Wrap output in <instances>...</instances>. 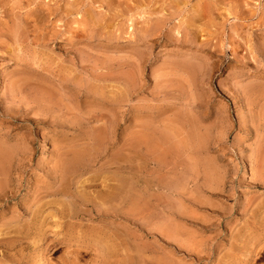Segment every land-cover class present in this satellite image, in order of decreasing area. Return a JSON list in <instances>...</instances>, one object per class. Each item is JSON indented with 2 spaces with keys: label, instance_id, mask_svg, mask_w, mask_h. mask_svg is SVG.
Wrapping results in <instances>:
<instances>
[{
  "label": "rangeland",
  "instance_id": "obj_1",
  "mask_svg": "<svg viewBox=\"0 0 264 264\" xmlns=\"http://www.w3.org/2000/svg\"><path fill=\"white\" fill-rule=\"evenodd\" d=\"M0 264H264V0H0Z\"/></svg>",
  "mask_w": 264,
  "mask_h": 264
},
{
  "label": "bare ground",
  "instance_id": "obj_2",
  "mask_svg": "<svg viewBox=\"0 0 264 264\" xmlns=\"http://www.w3.org/2000/svg\"><path fill=\"white\" fill-rule=\"evenodd\" d=\"M130 186H127V188H129ZM123 191V190H122ZM113 199V198H112ZM115 238V237H114ZM109 244V243H108ZM101 246V245H100ZM110 248V247H109ZM103 249V248H102ZM115 249V248H114ZM104 251V250H103ZM108 255V254H107Z\"/></svg>",
  "mask_w": 264,
  "mask_h": 264
}]
</instances>
